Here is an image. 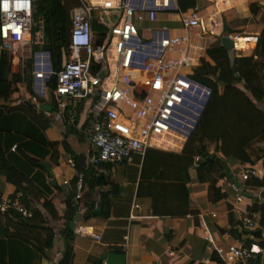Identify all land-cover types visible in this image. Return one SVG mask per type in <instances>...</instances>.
Wrapping results in <instances>:
<instances>
[{
  "label": "crops",
  "instance_id": "obj_1",
  "mask_svg": "<svg viewBox=\"0 0 264 264\" xmlns=\"http://www.w3.org/2000/svg\"><path fill=\"white\" fill-rule=\"evenodd\" d=\"M251 4L258 8L256 17L250 15ZM194 8L207 27L216 25L213 35L208 34L209 27L206 34L193 31L192 45L199 65L201 59L206 60L207 50L221 46L225 29L233 41L234 57L253 54L257 44L253 38L258 40L264 26V0H196ZM176 21L175 15H162L155 25L143 22L137 26L143 35L149 34L147 39L148 30L162 26L180 35L181 26ZM29 63L22 70L17 59L0 53V69L6 81L12 83V77L17 75L21 79L11 84L6 100L0 99V201L16 194L15 187L7 182V169L21 175L30 172L22 176L26 178L22 187L30 192L27 199L39 211L44 201L50 202L61 217L74 177V169L66 164V159L90 149L84 138L71 132L57 117L47 97L32 102V86L37 81L30 75ZM27 79L32 94L27 90ZM23 105L28 111H20ZM176 135L173 132L154 139L144 156L134 157L131 165H104L97 171L96 176L118 191L111 197L106 219L84 221L83 216L86 207L97 204L100 193H108L109 188L103 186L87 193L80 191V182L77 183L75 195L79 199H74V204L80 220L73 232L72 264H212L211 259L216 258L214 249L233 244L232 233L240 227L244 213L259 220V214L248 211L251 202L244 197L238 202L233 190L242 191L240 175L244 166H226L229 178L226 173V180L217 183L223 197L214 203L209 190L212 177L197 181L195 157L189 159L182 154L187 138ZM205 148L208 155L214 154V146L205 144ZM246 153L252 163L249 167L260 179L264 162L262 140H254ZM21 155L38 161V168L30 166ZM190 160L192 165L188 167ZM47 222L42 227L54 233L50 247L44 230L24 228L18 220L0 214V264H57L62 250L58 236L62 222Z\"/></svg>",
  "mask_w": 264,
  "mask_h": 264
},
{
  "label": "built area",
  "instance_id": "obj_2",
  "mask_svg": "<svg viewBox=\"0 0 264 264\" xmlns=\"http://www.w3.org/2000/svg\"><path fill=\"white\" fill-rule=\"evenodd\" d=\"M78 1L69 11L68 51L60 71L54 74L53 91L46 88L52 76L49 55L32 51L34 47L41 49L45 41L43 21L34 20L38 0H0V53L17 59L22 70L28 61L31 63L30 75L37 81L32 86V102L47 97L62 123L90 145L89 165H131L134 157L144 156L154 139L177 133L191 111L209 95L191 80L199 66L192 35L194 30L206 34L208 27V34L213 35L216 25L207 27L196 8L180 11L177 0H102L96 5L89 0ZM97 12L106 13L107 18L116 12L119 17L114 25L106 26L101 71L93 80L90 75L98 38L92 23ZM162 15H175L181 34H172L162 26L148 30L149 39H141L137 25H155ZM201 160L194 158V169ZM66 164L74 168L70 156ZM240 178L246 182L259 176L251 167H243ZM233 190L240 202L243 197L239 189ZM21 198L16 193L1 200L0 214L31 218ZM255 199L264 209L262 191ZM239 224L233 244L226 251L213 250L218 264H264V226L246 213Z\"/></svg>",
  "mask_w": 264,
  "mask_h": 264
},
{
  "label": "trees",
  "instance_id": "obj_3",
  "mask_svg": "<svg viewBox=\"0 0 264 264\" xmlns=\"http://www.w3.org/2000/svg\"><path fill=\"white\" fill-rule=\"evenodd\" d=\"M70 1L75 6L79 4L78 0ZM195 3L196 0H177L178 9L182 12L192 9ZM37 4V15L42 18L45 36L44 44L40 50L49 55L52 72L46 88L53 91L56 85L54 74L60 71L64 53L68 51L67 32L70 9L68 0H38ZM249 12L252 17H256L258 14L256 5L251 4ZM118 17L119 13L116 12L111 13L109 18L104 12H97L93 16L92 28L98 38L95 43L96 52L93 55L91 67V74L94 76L101 71L102 37L105 35L101 31V27L104 29L107 28L106 26L114 25ZM205 56L206 60L201 59L199 67L194 69L191 80L207 89L209 96L195 127L187 138L182 154L189 159L196 156L202 159L196 168L197 181L204 182L206 177H212L209 182V190L212 202L216 203L223 197L217 188V183L226 180L224 167L252 166L246 153L248 146L256 139H261L264 146V113L257 107L264 99V26L250 57H234L231 64L228 53L221 46L207 50ZM28 67L30 70L31 63ZM20 81L21 79L17 75L12 77V83H8L0 69V99L6 100L11 84H17ZM26 83L29 94H32L29 79ZM20 111H28V109L23 105ZM9 113H13V111ZM70 129L71 132L78 134L74 129ZM85 143L90 150L72 159L74 163L72 190L64 201L65 210L61 217H58L50 202L44 201L41 204L42 210L39 211L27 199L30 192L27 187H22V184L26 182V178L22 176H27L30 172H26L24 175L16 171L13 172L11 169H7L5 172L7 182L15 187L16 193L21 194V203L32 214L29 219H23L18 215H13L11 219L18 220L24 228H38L47 232V246L49 247L52 245L54 233L42 225H46L48 220L62 222L58 231L62 242L61 259L57 264H72L74 233L70 231L69 226L78 212V208L74 204L77 183L80 182V191L86 190L87 193H92L103 186L109 188L108 193H100L97 204H90L86 207L84 221L108 218L111 197L118 194L115 186L106 185L100 175L96 176L97 171L105 166L100 164L92 167L88 164L92 152L90 145L86 141ZM205 144L214 146L213 155H208ZM15 149L19 150L18 146ZM21 157L30 166L38 168V161L25 155H21ZM191 165L192 161L190 160L188 167ZM2 170L0 167V174H2ZM259 191H262V198H264V162L262 177L243 182L240 192L242 197L251 202V206L248 207L249 213L259 214L260 225L264 226V209L258 206L255 201ZM3 217L10 219L8 215ZM234 235L235 232L232 233V236ZM211 263L218 264V261L214 257L211 259Z\"/></svg>",
  "mask_w": 264,
  "mask_h": 264
},
{
  "label": "water",
  "instance_id": "obj_4",
  "mask_svg": "<svg viewBox=\"0 0 264 264\" xmlns=\"http://www.w3.org/2000/svg\"><path fill=\"white\" fill-rule=\"evenodd\" d=\"M228 33H229L228 29H225V32L223 33L222 38L220 40V44H221V47L228 53L230 63L232 64L233 59H234L233 41L229 37ZM48 71H51L50 66H48ZM208 96L209 95H207L205 97V101L201 104L202 108L197 111L198 116L193 117L194 118V122L191 124V128L187 130L186 138H188V136L192 132L193 128L195 127V124L198 121V118H199L200 114L202 113V110H203V108L205 106V103H206V101L208 99ZM257 107L262 113H264V99H263V101L260 104L257 105ZM224 169H225V171L227 173V177H228L229 174H228L227 167L225 166ZM79 220H80V215H76L74 217L73 222L69 226V229H70L71 232L75 231L76 223H78ZM60 259H61V256H58L57 261H59Z\"/></svg>",
  "mask_w": 264,
  "mask_h": 264
},
{
  "label": "rangeland",
  "instance_id": "obj_5",
  "mask_svg": "<svg viewBox=\"0 0 264 264\" xmlns=\"http://www.w3.org/2000/svg\"><path fill=\"white\" fill-rule=\"evenodd\" d=\"M70 0H68V8L69 9H71V8H73V7H75V5H73L72 3H71V1L69 2ZM91 1V3L92 4H94V5H96L97 4V2L98 1H102V0H90ZM36 6H38V4L36 5ZM202 7V6H201ZM93 15H95V14H93ZM98 18H99V16H97ZM34 20L36 21V20H42V18H41V16H38L37 14H35V16H34ZM70 27H71V25H70V23H69V26H68V32H67V41H68V36H69V31H70ZM101 27V26H100ZM101 31L103 32V33H107L108 32V29H106V28H104L103 29V27H101ZM138 35H139V37L141 38V39H144V38H146V37H149V34L148 35H143V33H142V29H139L138 30ZM96 35H94V37H95ZM97 37V36H96ZM147 39V38H146ZM235 40V39H234ZM40 50V48L39 47H34L33 49H32V51L33 52H36V51H39ZM91 77V79H93V80H96V77L94 76V75H90ZM46 95L48 96L49 95V91H47L46 92ZM201 104L202 103H200V105H198L200 108L199 109H201L202 108V106H201ZM194 110V109H193ZM192 110V111H193ZM192 111H191V113H192ZM188 118V117H187ZM193 122H194V118H193ZM192 124V123H191ZM191 124H190V126H191ZM186 130V129H185ZM188 130V129H187ZM187 133V132H186ZM177 134L178 135H181L182 133H180V130L177 132ZM185 136H186V134H185ZM220 246H222V244H220ZM222 249L224 250V251H226L227 250V248H225L224 249V247H222Z\"/></svg>",
  "mask_w": 264,
  "mask_h": 264
},
{
  "label": "bare ground",
  "instance_id": "obj_6",
  "mask_svg": "<svg viewBox=\"0 0 264 264\" xmlns=\"http://www.w3.org/2000/svg\"><path fill=\"white\" fill-rule=\"evenodd\" d=\"M99 3H101L100 1H98L97 2V4H99ZM200 102H202V101H200ZM198 105H199V103H198ZM196 106V108L192 111V113H190L189 115H188V118H187V120L184 122V126L181 128V129H178V130H180V133H182L181 135H176V136H182V137H184L185 136V134H186V131H187V129H190L191 128V126H190V124L191 123H193V117H196V116H198V114H197V111L199 110V106ZM186 129V130H185ZM183 139V138H182Z\"/></svg>",
  "mask_w": 264,
  "mask_h": 264
}]
</instances>
